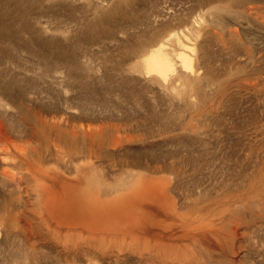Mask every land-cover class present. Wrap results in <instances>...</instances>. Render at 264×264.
Listing matches in <instances>:
<instances>
[{"label": "rangeland", "instance_id": "1", "mask_svg": "<svg viewBox=\"0 0 264 264\" xmlns=\"http://www.w3.org/2000/svg\"><path fill=\"white\" fill-rule=\"evenodd\" d=\"M11 1L0 264H264V0ZM34 170L107 205L54 214Z\"/></svg>", "mask_w": 264, "mask_h": 264}, {"label": "bare ground", "instance_id": "2", "mask_svg": "<svg viewBox=\"0 0 264 264\" xmlns=\"http://www.w3.org/2000/svg\"><path fill=\"white\" fill-rule=\"evenodd\" d=\"M100 18H102V17H100ZM178 44L183 45L181 40L178 41ZM181 51H183V49H181ZM177 56L179 58L185 60V57L182 53L178 52ZM144 67H145L147 74L154 73L160 77H165L169 71L173 70L172 58L170 57V55L166 52V50L162 46H159L156 50L151 51L148 54V56L145 57ZM17 108H18V106H17ZM21 115H23V114H21ZM34 121L36 122V118ZM101 132H100V134H101ZM96 134H98V133H96ZM77 138H79V137H77ZM98 138H100V137H98ZM17 150H18V152H20L19 155H21V157L19 158L17 155H16V157L19 158V162L22 165V167H24V168L27 167L28 169H31L35 165L33 156L29 155L28 153H25L26 150L21 148V147H17ZM58 151H59V149H58ZM55 153H56V151H55ZM40 159H41V157L39 156L36 159V162L39 161ZM0 162L4 165L3 173L6 172L7 174L9 173V175H10L12 172L9 170V167L6 164V162H7V148H5V147L4 148L2 147L0 149ZM36 173H37L38 177H39V175H41V173H40V171H37V170H34V172H33L34 178L36 179V182H37V187H38L39 193L44 194V196H45L43 203L45 204V207L50 209L54 214L61 213L65 217H70L73 219L81 220L83 222L84 220L88 219V216H89L88 211L92 212L90 210L91 206H94L97 210H101L104 207V205H107L106 203H104L105 201H102L99 198V196H91V198H90L85 189H82L79 191L74 186H72V185L70 186L69 184H63L58 190H54L52 188L53 185L52 184L49 185V179H45L43 177H40V178L35 177ZM5 176H6V174H5ZM141 184H142V182L139 183V187H138L139 189L142 188ZM135 193H136V190L134 193L131 192L130 194L133 197ZM124 201H125V197H123V196L122 197L116 196L115 200H113V202H116V203H120V202H124ZM108 203H109V205L111 204V202H108ZM98 208H100V209H98ZM55 218H57L60 221H63L60 219V216H56Z\"/></svg>", "mask_w": 264, "mask_h": 264}]
</instances>
